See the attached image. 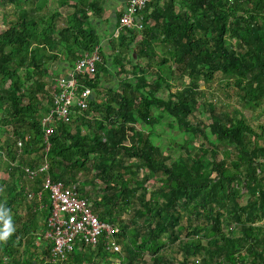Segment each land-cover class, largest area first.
<instances>
[{"label": "trees", "instance_id": "trees-1", "mask_svg": "<svg viewBox=\"0 0 264 264\" xmlns=\"http://www.w3.org/2000/svg\"><path fill=\"white\" fill-rule=\"evenodd\" d=\"M53 1L57 9L50 0H0L14 14L0 32V137L7 127L12 130L11 139L0 141V161L9 175L0 177V234L9 220L13 229L0 239V264H60L51 260L52 240L41 235L49 194L39 198L37 179L30 198L21 179L29 180L25 164H38L25 156L37 153L41 161L44 155L51 63L64 57L73 66L79 53L97 45V76L82 82L96 91L99 72H109V58L118 76L127 72L124 60L131 72L108 88L102 102L92 98L90 109L99 117L86 110L74 124L57 123L46 156L53 180L77 183L100 219L119 227L124 253L82 244L88 251L72 257L81 259L78 264H139L146 255L148 264H264V123L254 126L238 108L200 101L202 83L221 73L244 107L264 112V0H151L140 13L142 30L118 31L121 11L114 23L104 18L108 0ZM62 7L71 11L59 26ZM105 37H111V57ZM157 41L164 51L158 58ZM197 110L208 111L209 123L190 120ZM164 117L189 135L180 143L183 153L173 157L153 137ZM92 170L99 194L79 185L80 176ZM139 170L146 173L140 176ZM151 178L156 187L148 190ZM123 212L131 213L126 222ZM174 245L183 256L179 261L163 253Z\"/></svg>", "mask_w": 264, "mask_h": 264}, {"label": "built area", "instance_id": "built-area-1", "mask_svg": "<svg viewBox=\"0 0 264 264\" xmlns=\"http://www.w3.org/2000/svg\"><path fill=\"white\" fill-rule=\"evenodd\" d=\"M149 2L151 0H126L117 31L126 27L142 30L144 23L140 13ZM100 51L101 48L97 45L92 50L79 53L69 69L58 73L54 68L50 70V85L47 83L46 92L51 105L42 118L44 155L36 166H24L25 175L29 180L41 178L40 190L37 192L39 198L44 192L49 194L50 213L46 218L43 237L52 240L51 260H58L60 264H68L76 247L78 245L82 247V244L92 247L101 244L107 251L117 253L122 251L119 236L117 237L119 227L111 221L100 219L89 204V200L80 196L77 183L66 184L62 180H53L46 156L51 146L50 137L57 123L64 121L74 124L78 114L90 111L94 90L82 82V79L96 78L97 65L101 62ZM22 145L23 141L19 139L18 147ZM29 192L30 198L35 195V192ZM113 264L121 262L118 260Z\"/></svg>", "mask_w": 264, "mask_h": 264}, {"label": "rangeland", "instance_id": "rangeland-1", "mask_svg": "<svg viewBox=\"0 0 264 264\" xmlns=\"http://www.w3.org/2000/svg\"><path fill=\"white\" fill-rule=\"evenodd\" d=\"M110 7L107 8L106 11V15L109 17L110 20H112V22H115V13H118L120 11H122L124 4L126 3L125 0H108ZM50 4H51V9H57V5L55 4V2L53 0H50ZM11 4H6V3H2L0 6V32L3 31L5 28H7V25H9L13 20L12 18L14 17V14L11 13ZM112 8V9H111ZM59 11L63 14V16L59 19V26H62L65 22L64 18L66 15L69 14V12L71 11L70 7H62L59 8ZM5 13H8V19L5 20ZM104 25L106 27H111V25H108V22H105ZM104 26V27H105ZM145 27V25H144ZM105 36V35H104ZM103 36V37H104ZM111 37H105L103 44L104 46V51L105 53L107 52V54L109 55V57H111L110 55H112V47L109 48L108 45H106V43L109 41ZM233 42H236L235 40H233ZM163 46L160 45V43L157 41V46H156V52H157V57H161L162 53L161 52L163 50L162 48ZM137 49V47H135ZM116 49H118V51H115V54H122V49L120 47H117ZM131 50V49H130ZM127 51L124 50V53H126ZM131 52V51H129ZM130 53L128 54L129 57ZM136 56V55H135ZM133 55L132 58L137 59ZM109 62H107V67L109 72L108 73H102L99 72V78H100V84L99 86L96 88V91L93 92L92 98H96L98 102H102V97L104 96V93H106L108 91V88L110 86H113L115 84H117V81L122 78L123 76H126L128 72H131V67L130 65H127V62L124 60V64L126 65L125 69L127 72H124L121 76H118L117 73L115 72V66H114V62L109 58L108 59ZM148 61V58H144V62ZM56 65L58 68H56ZM69 65V63L62 61L57 62L54 61L51 63L50 65V70L54 68L55 72H63L67 69V66ZM130 69V70H129ZM50 78V77H49ZM49 78H46L47 83H49ZM222 74L221 73H217L214 77V79L208 83H202V89H203V96H201L200 101L201 102H207V101H213L215 103L218 104V106H222V108L226 107L229 109V111L234 110L235 108L239 109L241 111V113L245 116L246 119H248V121L253 124L254 126L258 125L259 123H264V112L262 111V108H257L255 110H251L250 108H246L242 105V102L240 100V98L237 96V94L231 90L228 89V87L225 85V81L222 80ZM186 82H188V78L185 79ZM177 80L176 79H172L171 80V84H172V90H176L177 87H179V85H177ZM50 85V83L48 84V86ZM166 94V93H163ZM89 115H95L97 117L100 116V113L94 109H90L89 112H87ZM209 113L207 111L206 115L201 113L199 110L195 111L193 113V115L190 116V120L193 123L198 122V120H202L206 123H209L210 119L208 118ZM169 120L164 117L162 119L161 122H158L154 128H153V137L155 140V143L159 146H161L162 148H164V152L168 155L171 154V156L173 157V155H176L177 153H183V150L180 146V143H182L184 141L185 138H189V135L179 131L176 127H170L168 125ZM140 125H137V127H139ZM8 131L4 132L3 135L0 137V141L1 143L4 144L5 140L7 141V139H11L12 138V130L11 127H7ZM192 142H194L195 145H199V143L201 142L198 139H194V137H192V135L190 136ZM194 139V140H193ZM196 140V141H195ZM223 151L224 149L220 150V153L218 155V158H222L223 156ZM39 155H37V153H33L30 155H26L25 156V161H31L32 163H39L40 160L38 159ZM4 158H2L3 160ZM1 160V159H0ZM5 161V160H3ZM25 164V163H24ZM27 165V164H25ZM0 177L8 179L9 175L7 173V170L3 164L2 161H0ZM140 171V176H142L143 174H145V170H139ZM93 171L92 172H88L86 173V171L84 173L86 174H82V176H80V181H79V185H81L88 193H93L95 192L96 194L100 193V190H98L101 186V183H98L96 181V179H94L93 177ZM36 181V180H35ZM35 181L33 180H27L24 177H22L21 179V183L26 185V189L33 191L34 192V187L36 185ZM39 184L41 185V178H39ZM156 182L154 178H151L148 182H147V187L148 190H153L156 187ZM242 191H245L244 187H241ZM40 190V189H39ZM38 192V191H37ZM246 201V199L244 198L242 200V202L244 203ZM131 218V213L130 212H123L121 214V219L126 222ZM41 219V218H40ZM236 227V226H235ZM44 232H42V236H43ZM237 234H240V232L237 230ZM39 235V234H38ZM41 236V237H42ZM119 235H117L118 237ZM120 238V237H119ZM127 239V238H126ZM164 240H166V237H164ZM120 241V239H119ZM118 241V242H119ZM125 242H127V240H125ZM120 245L123 246V243L120 241L119 242ZM81 246H77L76 247V252L77 254L83 253V252H87L89 247H85L82 248ZM124 247L122 248L123 251ZM91 250H93L91 248ZM94 251H96L94 249ZM121 251V252H122ZM124 253V251H123ZM163 253L166 254V256L173 258L176 261L181 260V258H183V256L181 255V253L179 252L177 246H169L167 248H165L163 250ZM150 257L149 255L144 256L143 260L141 262H139V264H148V260L147 258ZM194 260L193 258L190 259V261ZM78 260H75L72 256L69 260L70 264H78L77 263ZM122 264V261L119 260ZM81 262V259L78 261ZM118 262V260H117ZM113 263V262H112ZM192 264V263H191Z\"/></svg>", "mask_w": 264, "mask_h": 264}, {"label": "clouds", "instance_id": "clouds-1", "mask_svg": "<svg viewBox=\"0 0 264 264\" xmlns=\"http://www.w3.org/2000/svg\"><path fill=\"white\" fill-rule=\"evenodd\" d=\"M5 229L6 230L2 234H0V239L6 238L9 235V233L13 230L11 227L10 220L6 222Z\"/></svg>", "mask_w": 264, "mask_h": 264}, {"label": "crops", "instance_id": "crops-1", "mask_svg": "<svg viewBox=\"0 0 264 264\" xmlns=\"http://www.w3.org/2000/svg\"><path fill=\"white\" fill-rule=\"evenodd\" d=\"M108 7H110V6L107 5V8H108ZM111 9H112V8H111ZM104 18H107V19H108L109 17L105 14V17H104ZM56 61H57V62H60L59 60H56ZM63 61H65V58H64V57H63ZM54 63H55V61H54ZM67 63H68V62H67ZM66 66H67V69H69V67H71V66H69V65H66ZM56 67H57V65H56ZM67 69H66V70H67ZM61 72H62V71H61ZM81 249H82V248H81ZM73 255H74V254H73Z\"/></svg>", "mask_w": 264, "mask_h": 264}]
</instances>
